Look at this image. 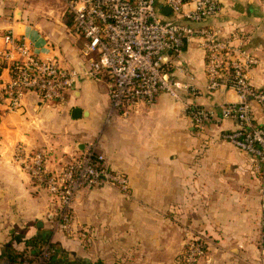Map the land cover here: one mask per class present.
Returning <instances> with one entry per match:
<instances>
[{
    "label": "crops",
    "instance_id": "crops-1",
    "mask_svg": "<svg viewBox=\"0 0 264 264\" xmlns=\"http://www.w3.org/2000/svg\"><path fill=\"white\" fill-rule=\"evenodd\" d=\"M219 1L222 11L210 24L226 36L239 35L234 43L243 49L264 55V0ZM8 34L25 38L41 56L64 67L81 73L89 67L85 38L75 32L64 0H0V50ZM166 66L180 82H191L196 94L175 100L163 93L129 117L109 119L106 80L81 76L63 103L27 91L17 110L2 107L0 228H8L5 234L37 248L52 233L56 208L50 191L16 158L17 148L43 152L46 169L55 171L97 142L130 187L81 190L73 204L72 233L53 232L63 252L59 258L66 254L72 264H182L190 236L197 235L207 246L198 264H264L262 179L252 173L250 155L222 136L237 126L220 114L221 105L239 100L237 92L207 88L205 53L196 41ZM248 75L254 85H264L263 67ZM0 79L10 81L9 69ZM193 105L216 111L203 130L188 112ZM74 108L83 114L72 117ZM254 113L264 124V109L256 103Z\"/></svg>",
    "mask_w": 264,
    "mask_h": 264
},
{
    "label": "built area",
    "instance_id": "built-area-1",
    "mask_svg": "<svg viewBox=\"0 0 264 264\" xmlns=\"http://www.w3.org/2000/svg\"><path fill=\"white\" fill-rule=\"evenodd\" d=\"M75 32L85 38L83 54L89 67L81 73L64 67L52 57H43L26 41L6 35L7 46L0 50V77L9 69V82L0 79L2 107L15 111L27 91H36L46 101L63 103L79 77L106 80L110 98L108 118L129 117L140 105H152L166 93L175 100L196 94L191 82H180L166 64L183 55L196 41L205 53L207 88L233 89L239 100L221 105V117L232 118L237 126L223 138L252 158V173L262 179L264 207V124L257 122L254 104L264 109V85L256 86L248 71L263 67L264 55L243 49L235 40L210 24L222 5L219 0H64ZM164 9H169L167 14ZM188 112L198 130L214 119L211 107L193 105ZM16 158L37 182L45 185L58 204L60 221L69 227L71 210L85 188L113 185L123 191L130 187L125 173L112 169L97 142H90L58 170L48 171L43 152H29L19 146ZM207 246L197 235L190 236L182 253V264H198Z\"/></svg>",
    "mask_w": 264,
    "mask_h": 264
},
{
    "label": "rangeland",
    "instance_id": "rangeland-1",
    "mask_svg": "<svg viewBox=\"0 0 264 264\" xmlns=\"http://www.w3.org/2000/svg\"><path fill=\"white\" fill-rule=\"evenodd\" d=\"M70 157L67 159V161L70 159ZM41 186L45 187V185L43 184ZM50 195L54 199L53 201L56 206L53 211V227L49 229L52 231L50 237L43 240V242L38 244L37 248L33 249L32 247H28L26 241L24 242V240L21 242L13 241V234L7 235L3 232L8 228H0V264H72V262H70V258H68L69 261L66 260V254L62 255L63 259L58 257V255H61L63 252L61 249L58 250V247L60 248V246L55 243V240H52V236L53 232L56 231V229H58L57 231L64 233L65 235H70L72 233V218L74 209H72L70 213L72 218L69 222V227H65L62 223L63 220L60 221L61 218L57 210L58 204L56 203V199L52 195V193H50ZM54 225L56 227H54ZM8 243H10V245ZM6 251H17L23 253L22 258L24 257L25 260L17 261L15 263L9 262L8 259L4 256V252ZM73 264L80 263L75 260Z\"/></svg>",
    "mask_w": 264,
    "mask_h": 264
},
{
    "label": "trees",
    "instance_id": "trees-1",
    "mask_svg": "<svg viewBox=\"0 0 264 264\" xmlns=\"http://www.w3.org/2000/svg\"><path fill=\"white\" fill-rule=\"evenodd\" d=\"M22 256L23 253L17 251H13V252L10 251V253L7 255V259L9 262L15 263L17 261H24L25 258L24 257L22 258Z\"/></svg>",
    "mask_w": 264,
    "mask_h": 264
},
{
    "label": "water",
    "instance_id": "water-1",
    "mask_svg": "<svg viewBox=\"0 0 264 264\" xmlns=\"http://www.w3.org/2000/svg\"><path fill=\"white\" fill-rule=\"evenodd\" d=\"M163 13L167 14L169 12V9H164L163 8ZM83 114V111L81 108H74L72 111V117L74 118H78Z\"/></svg>",
    "mask_w": 264,
    "mask_h": 264
}]
</instances>
